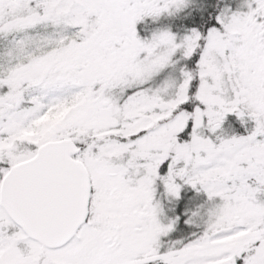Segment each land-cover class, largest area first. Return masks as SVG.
Wrapping results in <instances>:
<instances>
[{"label": "snow or ice", "instance_id": "6c2138e0", "mask_svg": "<svg viewBox=\"0 0 264 264\" xmlns=\"http://www.w3.org/2000/svg\"><path fill=\"white\" fill-rule=\"evenodd\" d=\"M0 264H264V0H0Z\"/></svg>", "mask_w": 264, "mask_h": 264}]
</instances>
